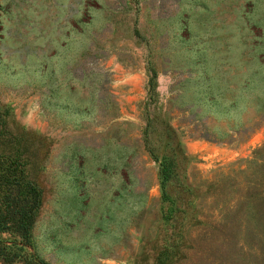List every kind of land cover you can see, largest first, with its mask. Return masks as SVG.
Wrapping results in <instances>:
<instances>
[{
  "label": "rangeland",
  "instance_id": "374dc122",
  "mask_svg": "<svg viewBox=\"0 0 264 264\" xmlns=\"http://www.w3.org/2000/svg\"><path fill=\"white\" fill-rule=\"evenodd\" d=\"M2 141L10 264H264V0H0Z\"/></svg>",
  "mask_w": 264,
  "mask_h": 264
},
{
  "label": "trees",
  "instance_id": "16d2710c",
  "mask_svg": "<svg viewBox=\"0 0 264 264\" xmlns=\"http://www.w3.org/2000/svg\"><path fill=\"white\" fill-rule=\"evenodd\" d=\"M150 70L148 82L151 88L154 71ZM15 144L0 142V232L19 238L14 242L18 245L29 241L30 229L42 201V190L30 176L29 156L16 150L22 146L21 143ZM159 174L163 185L170 176L164 161L161 162ZM16 255L11 246L0 240L1 263L10 264Z\"/></svg>",
  "mask_w": 264,
  "mask_h": 264
}]
</instances>
